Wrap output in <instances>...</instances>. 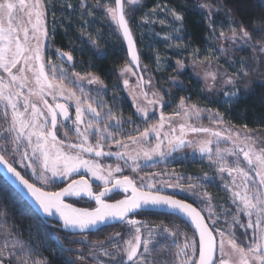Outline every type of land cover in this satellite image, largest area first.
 Listing matches in <instances>:
<instances>
[{"label": "snow or ice", "instance_id": "1", "mask_svg": "<svg viewBox=\"0 0 264 264\" xmlns=\"http://www.w3.org/2000/svg\"><path fill=\"white\" fill-rule=\"evenodd\" d=\"M262 7H264V0H259ZM128 4H138L139 0H127ZM103 6L106 13L110 17L112 23L117 26V29L123 34L127 41L128 53L130 62L125 64L121 69V74L132 72L131 65L135 64L139 67L140 59L133 40L132 31L129 26L128 19H126L125 2L124 0H114L112 3L100 4L97 0V7ZM69 8L72 5H68ZM201 7L209 8L211 14V5H201ZM229 14L231 9H228ZM91 14V13H89ZM172 16L176 21H181L183 17L172 11ZM46 15V0H0V71L7 74V77L0 75V102L5 107V117L8 116L7 109L11 108V121L9 127L5 129L9 133H15L12 137L11 143L15 145L13 152L20 151L21 141H26L24 151L20 153L21 163L28 161L23 166L32 170L34 176L37 177L44 184L53 178H65L74 174H78L81 169L91 173V175L103 182L105 185L104 191L98 194H93L88 182L83 179H73L67 187L62 188L58 192H49L43 190L42 187H37L34 183H30L28 179L14 166L7 156V149L0 148V164H2L6 171L10 173L16 181L19 182L27 193L33 198L39 209L43 214L52 217L58 216L62 221L64 228L84 230L108 219H119L126 221L135 229L134 235L124 241V247L121 249L114 245L115 254L104 251V255L110 257V262L115 264H148L144 253L149 252V239H141V222L129 218V213H133L138 209L146 207L167 208L174 213H180L187 217L191 224L195 227L198 233V240L195 238L196 233L192 238H188L185 234V241L179 247L175 256L179 259L180 264H264V147L257 148L255 139L251 135L241 137L239 132L234 136L230 134L227 139L233 144L232 148L221 149L219 146L215 149L213 157V149L210 145L213 143L212 139H207L199 142V151L202 154H207L212 163L218 165V171L227 172L229 176H233L232 184L234 190L232 191V202L237 205V214L243 212L248 217L246 225L240 226L245 228V236L248 242H238L235 232L231 230H221L214 227L215 217L213 219L211 197L207 193L204 195L209 200L207 209H197L192 204L186 203L170 195L162 194L160 189H156L155 185L148 184V191H144L145 185L141 184L137 187L135 181L123 176L122 179L116 180L112 183V173L121 172V168L117 165L114 169H109L107 175L102 174L104 169L101 168L93 159H85L84 154L89 156L94 154L96 157L115 155L119 159L128 156L129 159L135 161L136 157L127 152L112 153L105 152L103 149L105 139H111L113 133L109 131L113 127L108 122H104L101 126V112L88 102L87 98L77 96L76 91L68 87L64 83L66 79L65 70L58 69L57 66H51V74L45 71V63L42 55V43L48 36V31L45 27ZM146 23L148 21H145ZM253 28L259 33V38L253 43L252 33L245 26L243 21L237 23L239 28L237 32L236 27L231 29V36L229 39L234 42L239 39L245 45L251 47L253 52L264 53V16L252 21ZM211 27V24L209 25ZM224 36V32L220 33ZM165 39L169 37L165 36ZM198 51V50H197ZM61 56H66L68 61L73 58L69 53L61 52ZM254 60H259V57L253 56ZM50 63V61H49ZM241 64V72L243 75H248L247 67L243 61ZM177 65L181 68L184 66L182 61H177ZM19 66V67H18ZM13 69H16L14 72ZM57 71L60 72L57 77ZM26 73H31L29 77ZM136 75L135 72H132ZM76 81L87 79L89 84L102 83L99 77L89 76L82 77L77 73L72 74ZM206 78L210 76L213 81L216 80L215 73H206ZM240 73L235 74V79H238ZM235 79L228 77L224 82L229 85H235ZM7 80V82H5ZM143 83V77L139 78V84ZM127 87L128 80H124ZM80 87L79 84L76 85ZM247 86V85H246ZM27 88L28 94L22 90ZM81 93L83 92L80 87ZM237 91L225 92V96H235ZM131 94V93H130ZM46 95H51L53 100L57 96L65 99H74L76 101V118L74 124L76 125V133L78 143H66L64 140L58 139L57 136V115H63L65 120L69 119L68 108L64 104H49L45 99ZM139 95L147 99V93L141 92ZM154 99L148 100V104H160L163 107V97L157 93H153ZM35 98V99H33ZM134 102L138 99L133 97ZM22 101V110H21ZM37 102L43 104L47 110V114L42 111ZM180 108L183 109V115L187 117L189 114L199 115L200 109L196 105H185L184 99H181ZM137 112L141 113L145 118L148 117L146 106L136 104ZM85 112L90 114L92 119L85 121ZM181 115V113H176ZM218 115V114H217ZM51 117L50 122L48 117ZM106 121L115 120L116 125L121 121L117 119L109 109L105 114ZM43 117V120H41ZM166 118L161 112L159 123L151 127H146L139 132V136H129L127 139L133 143H139L146 140L150 133L157 134L158 143L155 147L144 151V156L147 159L152 158V154L165 155L162 152L160 137V130L164 127ZM50 123V127H46ZM84 124L83 130L80 125ZM189 128L192 132L208 133L211 137L221 138L222 133L214 131L205 127H192L191 125L181 124L180 135L168 138L166 133L164 139H168V144L172 148H177L185 143L183 136L185 128ZM175 132L173 128L171 130ZM96 135V143L89 142L90 134ZM67 135V133H65ZM117 146L127 148L128 145L121 140H115ZM189 144L192 142L189 141ZM30 149V152H29ZM227 156L235 157L233 164H229ZM243 157V162L240 157ZM246 164V166H244ZM39 167V171L37 168ZM135 171V169H133ZM51 173V176L48 175ZM254 173V175H253ZM235 174V175H233ZM207 178V177H206ZM189 180L192 178L189 177ZM239 180V183H237ZM112 184L109 188L108 185ZM166 187H181L178 183L165 184ZM196 185L189 184L188 189L195 188ZM225 187H228L227 185ZM131 190L130 196H125L124 199L116 200L115 203H107L102 197H107L114 191L123 190L127 193ZM181 190H184L181 188ZM86 193L89 198H94L98 207L89 211L86 208H75L71 204L64 202L66 196H79ZM239 202V203H237ZM203 211L210 213L209 219H213V227L205 222L202 215ZM233 223H239L236 216L233 217ZM160 230L168 235L175 236L176 232L172 231L168 226H157ZM175 227V226H174ZM247 229L252 230V234L248 237ZM216 233V235H214ZM114 235L119 236V233ZM152 235V230L149 229V237ZM18 243V242H17ZM143 244V252H140ZM121 253L123 255H121ZM5 252L0 249V264H4L3 257ZM14 255V253H9ZM117 257H120L117 259ZM126 257V259H125ZM20 264H29L28 260H21ZM32 264H43L41 261L32 262Z\"/></svg>", "mask_w": 264, "mask_h": 264}, {"label": "trees", "instance_id": "2", "mask_svg": "<svg viewBox=\"0 0 264 264\" xmlns=\"http://www.w3.org/2000/svg\"><path fill=\"white\" fill-rule=\"evenodd\" d=\"M105 3L114 5V0H100L101 5ZM201 5H211V14L209 8ZM228 9H231L230 14ZM173 10L183 17L181 21L174 19ZM46 11L51 48L69 53L79 75L99 77L105 91L104 104L110 108H131L127 98L119 92L117 74L118 69L129 63L128 53L120 31L104 7H97V0H46ZM262 16L264 7L259 0H141L128 22L139 49L141 66H144V77L150 75L163 95V112L176 113L183 98L190 104L218 112L234 127L264 133V64L253 59L258 53L251 49L224 52L222 47L223 39L231 35V29L240 21L252 33L255 43L259 33L254 30L252 21ZM236 30L238 32L239 28ZM221 32L225 35L221 36ZM165 36L169 38L165 39ZM53 57L57 60L58 57L67 58L54 53ZM242 59L248 71L246 76L241 72L239 61ZM178 60L183 62L182 68L177 65ZM209 61L220 65L234 78L240 73L236 79L239 84L237 95L225 96L229 90L214 95L206 91L194 76L193 67ZM159 65L161 70H157ZM158 121V117L152 118L146 124ZM143 123L141 121L142 129ZM203 162V171L190 163L186 168L194 178L203 173L204 189L208 191L213 184L218 185L213 180L216 171L210 163ZM154 168L158 172L166 170L164 163ZM208 175L209 179L206 178ZM158 178L164 181L163 177ZM216 192L213 196L217 204L230 208L228 193L222 188ZM205 216L208 218L206 213ZM130 219L152 226L172 225L173 230L174 225H178L180 232H176L175 239L185 237V234L192 238L195 233L182 219L169 214L144 212ZM210 226L213 227L211 223ZM247 231L250 237V229ZM134 233V228L126 221L83 235L63 232L58 224L43 220L0 174V249L5 252L4 264H20L21 260H28L29 264L35 261L43 264H104L102 258L93 257L94 251H109L114 244L124 246V241ZM235 235L238 242H248L238 225ZM159 240L145 255L148 264H175V240ZM142 250L143 245L140 252Z\"/></svg>", "mask_w": 264, "mask_h": 264}, {"label": "rangeland", "instance_id": "3", "mask_svg": "<svg viewBox=\"0 0 264 264\" xmlns=\"http://www.w3.org/2000/svg\"><path fill=\"white\" fill-rule=\"evenodd\" d=\"M125 2V12H126V18L129 19L130 14L134 11V9L138 8L141 0H139L138 4H128L127 0H124ZM45 27L48 24L47 21V11H46V15H45ZM129 21V20H128ZM47 29V27H46ZM231 36V35H230ZM228 36V37H230ZM225 38L223 39V51L224 52H237L240 50H244V49H251L253 51V49L247 45H245L242 41H240L239 39H237L235 42L229 38ZM254 43V42H253ZM49 42H48V36L43 40L42 43V48L45 49V47H48ZM258 53V57H259V61L261 63L264 64V53ZM19 67V66H18ZM142 70L144 71V66H141ZM62 68V67H61ZM161 66H157V70H161ZM122 69V68H121ZM13 71L15 72L16 69H13ZM132 72H135L132 68ZM132 72H127L124 74H121V70L118 73L119 77H120V85L121 87H123L124 84V80L127 79L128 80V86L126 88V93L128 95H131V99L133 101V105L136 108V104H139L141 106H146L147 107V111H148V116L149 117H154V118H159L160 119V115L161 112L164 114L165 118H166V122L164 123V127L160 130V137L159 139L162 140V144H161V151L165 153V155L161 156L159 154H152V158L151 159H147L144 156V151H147L153 147H155V145L158 143V138H157V134L155 132L150 133V135L146 138L145 141L143 142H139L136 144L131 143L130 141L126 142L125 144L128 145V149L129 151H132V154H134V156L136 157L135 161L132 163L134 164V166H138L140 165L141 170L136 174V179L139 181L140 184L145 185L144 188H147L148 184H153L155 185V188H153L152 190H156V189H160V191H166V190H179L181 188L178 187H166L165 184H179L181 177L177 174H169L167 170H162V171H157V169H155L154 167L157 164L160 163H164L162 160L163 158L168 154V152L171 150L172 147L169 146L168 144V139H164L165 134H168V138L171 139L174 136H179L180 135V125L181 124H186V125H191L192 127H205V128H210L214 131H219L222 133L221 138H216V137H211L210 134L208 133H202V132H192L189 128H185V133L183 136V139L185 137L188 138V142L191 141L192 143L189 144L188 142L186 143V147L183 151L180 152V154L187 158L189 161L190 160H202L205 161L207 163H210L213 167H215L216 171L218 170V165L212 163V161L208 158L207 154H202L199 151V142L203 141V140H207V139H212L213 143L210 145V147L213 149V157L215 155V149L217 146H219L221 149L224 148H232L233 144L230 140L227 139V137L232 134L234 136V134L236 132H239L241 137L247 135H251L256 142V147L260 148V147H264V133L261 132H254V131H250L244 128H237L234 127L228 123H226L224 121V118L216 111H212L206 108H201V107H197V109H200L201 111L199 112V115H194V114H189L187 117H185L182 113H183V109L180 108V103L178 105V109L176 111V113H181V115H176V113H172V114H165L163 112V110H165V101L163 98V107H161L160 104H154V105H150L148 104V100L150 99H154L153 97V93H157L158 95L162 96V93L157 89V87L155 86L154 80L152 79V77L150 75L145 76L146 79L148 81H150V84L146 86V93H147V99L144 98V96L139 95V93L144 92L142 89L141 84H139L138 87V83H139V79L137 77V75H133ZM215 73L216 74V80L213 81L212 78L210 76H208L206 78V73ZM29 77H31V73H26ZM193 74L194 76L197 78L198 81H200L202 83V85L204 86V88L206 89V91L211 94H217L226 90H229L230 92L232 91H236L237 88L239 87L238 82L235 79V85H229L226 84L224 81L228 78V77H232L227 71H225L220 65H218L215 62L209 61L207 63H202V64H196L193 67ZM0 75H4L5 77H7L6 73H3L2 71H0ZM82 77H89L90 75H80ZM7 82V80L5 81ZM69 79L66 76V79L64 80V83L66 85H68L69 87ZM123 83V84H122ZM77 84H79L80 87H82L83 92L81 93L80 91V87L76 86L77 89V96H81L82 99L83 98H87L88 102L92 103V106L95 108H102V104L103 99L101 96L104 95V87H100L97 88L99 89V93H93L92 95L87 91L86 88H90V84L87 82V79H84L82 81H77ZM101 86V85H100ZM25 94H28V89L25 88L22 90ZM131 93V94H130ZM100 94V95H99ZM137 96L138 99L134 102L133 97ZM60 97V96H59ZM35 99V98H33ZM61 100H66L71 102L72 104H74V102H76L74 99H65L63 97H60ZM185 105H193L190 104L189 102H187L186 100H184ZM0 105L4 106V104L2 102H0ZM37 106L44 111V106L43 104L37 102ZM108 106V105H107ZM75 108H76V103H75ZM109 108V107H107ZM5 109V108H4ZM21 110H22V101H21ZM7 111L9 112L10 116H11V108H8ZM137 112V110H136ZM86 114V112H85ZM139 118L141 120H147L149 117L145 118L141 113L137 112ZM218 114V115H217ZM41 120H43V117H41ZM148 121V120H147ZM146 121V122H147ZM110 123V122H109ZM159 123V121H158ZM156 123V124H158ZM110 124H116L115 120H113ZM48 125V124H47ZM46 125V127H47ZM154 125V124H152ZM151 125V126H152ZM150 126V127H151ZM147 127V126H146ZM74 128L76 129V125L73 123L71 125V129ZM80 128L83 130L84 126H82V124L80 125ZM175 129V132H172V129ZM143 131V130H142ZM94 133V132H93ZM11 134V139L13 136H15V133H10ZM92 136V134H90L89 138ZM138 135H136V137H138ZM8 136H4V138ZM26 144V141H21L20 143V151L18 153H22L25 149H24V145ZM126 148V150H127ZM30 152V149H29ZM20 155V154H19ZM21 157V155H20ZM138 158V159H137ZM229 164H233L235 157L233 156H227L226 157ZM240 160L243 162V157H240ZM14 163H16V165H19V167L22 169L23 172H25L30 178H32L34 181H36L40 186L46 188V189H50V188H54V186H57V184L59 182H67L70 180V178H72L73 176H77V175H85L91 182L93 183H98L101 184V186H105L103 184L102 181L95 179L91 173L87 172L84 169H81L80 172L78 174H74L70 177H65V178H53L51 180H49V182L47 184H44L42 181H40L39 179H37L36 176L33 175L32 170L29 168L24 167V164H27L28 161H24L23 164L20 162L21 159L18 160H13ZM98 164H100L101 168L104 169V172L102 174L107 175V172L109 169H114L118 164H115L114 162H110L109 160L106 159H101V160H95ZM162 161V162H161ZM120 166V165H119ZM234 166V164H233ZM244 166H246V164H244ZM121 168V166H120ZM37 170L39 171V167L37 168ZM164 171V172H163ZM219 176H220V180L223 181V183H225L224 185L228 186L226 187V189L229 191L230 195H231V199H233L232 197V191L230 189L234 190V185L232 184V180H233V176H229L227 172H219L217 171ZM122 173V169L121 172H114L112 173V181L120 176ZM49 176H51V173H48ZM235 175V174H233ZM254 175V173H253ZM158 177H163L164 181H160L158 180ZM237 183H239V180H237ZM196 185L195 188L193 189H187L189 190V192L191 191H195V190H199L197 184H193ZM209 196V195H208ZM211 197V196H210ZM200 199V200H199ZM198 200L202 206L203 209H207L209 206V200L208 198L204 195L203 197H200ZM211 207H212V214H213V219H215V217H219V219H215V225L214 227L220 228L221 230H231L233 232L236 231V226L238 225L240 227V229H242V232L245 234V228L241 227V224L246 225L248 222V217L243 213L240 212L237 214V205L234 204L231 200V207L228 208L227 206H223L220 207L219 205H217L214 201V198L211 197ZM239 203V202H237ZM206 213V215L209 218L210 213L208 211H204ZM236 216L237 219L239 220V223H233V217ZM213 219H209L211 225L213 226ZM137 221H140L138 219H135ZM141 222V221H140ZM174 223H176L174 221ZM223 224V226L221 225ZM225 224V225H224ZM129 225V224H128ZM131 226V225H129ZM141 239L142 241L144 239H149L150 243L148 245V247H151L152 245H155L158 241H161L159 239L161 238H169L170 240H175V253L178 251L179 247L183 245L185 238L186 237H182V238H177L175 239L174 237L176 236H172V235H168L167 233H164L160 230L159 227L157 226H152V225H146V224H142L141 222ZM168 226L172 231L174 232H180L179 226L178 225H174V230L172 229V225L170 227V225H166ZM133 227V226H132ZM134 228V227H133ZM149 229L152 230V235L149 237ZM135 230V229H134ZM250 233L252 234V230L250 229ZM247 233H249V231H247ZM134 235V234H133ZM115 245V244H114ZM143 245V244H142ZM141 245V246H142ZM116 246V245H115ZM125 246V245H124ZM124 246H121L119 248H123ZM100 250V251H99ZM97 249V251L93 253V257H98L99 259L102 258L104 260L100 261L102 259H98V261L103 262L104 264H114V261L110 262V257L104 255V251L106 250H101V249ZM115 248L114 246L112 247V249H109L108 252H111L113 254H115ZM141 250V248H140ZM101 252V253H100ZM143 252V250H142ZM123 255V254H122ZM146 255V253H144V256ZM120 257H117V259ZM126 259V257H125ZM175 264H180L179 259L176 257V262Z\"/></svg>", "mask_w": 264, "mask_h": 264}, {"label": "flooded vegetation", "instance_id": "4", "mask_svg": "<svg viewBox=\"0 0 264 264\" xmlns=\"http://www.w3.org/2000/svg\"><path fill=\"white\" fill-rule=\"evenodd\" d=\"M47 27V26H46ZM48 31V30H47ZM48 42L49 45L48 47H45V49L42 48V55H43V59H44V63H45V71L47 73H49V75L51 74V66L55 65L57 66L58 69H60L61 67L65 70V76L68 77L69 79V87H71L74 91H76L77 94V89H76V85H77V81L75 79V77L72 75L73 73H76L75 70V64H74V60L72 59L71 61H68L67 58H61L58 57V60L55 59L53 57V53L57 54L58 56H60V52L57 49H52L51 48V43L49 41V33H48ZM50 61V63H49ZM132 67V66H131ZM123 68V67H122ZM133 68V67H132ZM121 68L117 70V74L120 72ZM134 70V69H133ZM135 71V70H134ZM136 73V71H135ZM78 74V73H77ZM60 72L57 71V77H59ZM90 76H93L91 74H88ZM137 75V73H136ZM144 75V74H143ZM138 79L139 76L137 75ZM145 89H143L142 83V89L144 91V93H146V86L150 84V81H148L145 77ZM120 77L118 74V87H119V92L122 93V95H124L127 100L129 101L131 108H110L109 106H107L106 104H102V108H97L98 111L101 112V121L100 124L101 126L103 125L104 122H112L111 121H106V116L105 114L109 111V109L111 110L112 114L121 121V123L119 125L116 124H111L113 125V127L109 128V131H111L113 133V137L111 139H105V141H103V143L105 144L104 147V151L105 152H112V153H124L127 152L130 155L134 156V154H132V151H129V149L127 148V150L123 147L117 146L114 141L115 140H121L123 141V143L128 142L129 140L127 139L129 136H136L139 134V132H141L142 130H144L147 127H150L151 125H147L146 121L152 119V117H149L147 120H141L136 112V108L133 105V101L131 99V95H128L126 93V86L125 84H123V87H121L120 85ZM129 84V83H128ZM101 85V86H100ZM90 88H86L87 91L92 95L93 93H99V89L102 87L103 85L101 83H93L89 85ZM128 86V85H127ZM95 93V94H96ZM100 95V94H99ZM102 97V96H101ZM45 99L48 100L49 104H64L67 108H68V116L69 119H67V122L64 118L63 115L59 114V110L58 111V115H57V136L58 139L60 140H64L66 143L71 142V143H78V138H77V133H76V129L72 128L71 129V125L74 123L75 118H76V108H75V103L72 104L69 101L66 100H61L59 96L56 97L55 100H53V97L51 95H46ZM109 107V108H107ZM5 107L0 105V148H5L7 149V156L6 158H8L10 161L13 162L14 166L21 172L22 169L19 167V165H16V163H14L13 160H18L21 159L20 157V153L18 152H13V148L15 147V145H13V143H11V134L8 131H5V129H7L9 127L10 121H11V116L8 112V116L5 117L4 113H5ZM44 112L45 114H47V110L45 108ZM127 111V112H126ZM154 118V117H153ZM51 117H48V120L50 122ZM88 119H92V117L90 116V114H88L86 112L85 114V121H87ZM141 121H143V129H142V125H141ZM146 126H145V125ZM82 126H84V124H82ZM47 127H50V123L47 125ZM65 133H67V135H65ZM8 136L4 138V136ZM185 144L184 146L179 149L175 154H173L170 158H167V156L171 153V151L173 150V148H171V150L168 152V154L163 158V162L165 164V168L168 171V173L171 174H177L181 177L180 183L179 185L181 187L178 188H183L184 190H166L163 193L172 195L174 197L180 198L184 201H187L191 204H193L195 207H197L198 209H203L200 202H199V198L204 196V193H207L209 196L214 198L215 203L217 204L215 197L213 196V193H218L216 192L217 190L221 191V188L228 193L229 196V205H231V195L229 193V191L226 189L225 187V183H223V179L220 180V176L218 174V170L216 171V174L213 176V180L216 184H213V187L211 189H209L208 191H206L204 188L205 186L203 185L205 182V176L203 175V173L201 175H198L197 177H191V174H189V169L186 168L187 165L190 163L193 166H198L200 171H203L202 167H203V161L202 160H188L187 158L183 157L180 152L183 151L186 147V143L188 142V138L185 137L184 138ZM89 142L92 144L96 143V135L93 133L92 136L89 138ZM84 158L85 159H93V160H101V159H106L109 160L110 162H114L115 164H118L121 166L122 169V173L120 176L116 177L112 183L114 184V182L118 179H122L123 176H128L130 178H132L137 187H139L141 184L139 183V181L136 179V174L141 170L140 165L138 166H134V164H132L134 161L132 159H129L128 156H124L123 159H119L117 158V156L114 155V157H101V158H95L92 155L89 156L87 153L84 154ZM138 159V158H137ZM161 161V162H162ZM135 169V171L133 170ZM199 171V172H200ZM23 172V171H22ZM21 172V173H22ZM25 173V172H24ZM23 174V173H22ZM24 175V174H23ZM25 175H27L25 173ZM81 176L86 177L85 175H77V176H73L72 178H70L69 181L67 182H59L57 184V186H54V188H50L52 189L51 191H58L60 189H62L65 185H67L68 183H70L73 179H77L80 178ZM191 177L192 179L189 180L188 178ZM87 178V177H86ZM210 176H207V179H209ZM93 187H94V192L95 193H99L105 186H101V184L98 183H93ZM189 184H197L199 190H195V191H191L189 192L188 189V185ZM112 186V184H109L108 187ZM210 188V187H209ZM43 189H46L43 187ZM143 190H148L146 188H144ZM49 191V190H48ZM125 196L121 193H117L115 195H113L112 197L108 198L107 201L109 202H114L116 200L119 199H123ZM191 198V200L189 198ZM199 199V200H198ZM73 204L80 206V207H84V208H94L96 206V204L94 202L82 199L80 201H71ZM219 205V204H217ZM231 207V206H230ZM205 215V212H202ZM171 215V214H169ZM174 216V215H173ZM177 217V216H176ZM206 217V216H205ZM179 218V217H178ZM181 219V218H180ZM208 220V218H207ZM209 224H210V220H208ZM185 222V221H184Z\"/></svg>", "mask_w": 264, "mask_h": 264}, {"label": "water", "instance_id": "5", "mask_svg": "<svg viewBox=\"0 0 264 264\" xmlns=\"http://www.w3.org/2000/svg\"><path fill=\"white\" fill-rule=\"evenodd\" d=\"M127 19V18H126ZM130 26V24H129ZM131 29V27H130ZM132 31V29H131ZM121 36H122V39H123V42L125 44V47H126V50H127V53H128V46H127V41L124 39L123 37V34L120 32ZM132 36H133V40L135 42V47L137 49V52H138V55H139V59H140V64H139V67H137L135 64L131 65L133 67V69L136 71L137 75L140 77H143V83H142V86H143V89H145V79H144V75H143V71H142V67H141V57H140V53H139V49H138V46H137V43H136V40H135V37H134V34L132 32ZM128 58H129V62H130V56H129V53H128ZM67 122V120H66ZM198 133V132H196ZM185 144V143H184ZM183 145H180L179 147L177 148H173V150L171 151V153L167 156V158H170L173 154H175L179 149H181ZM93 157L95 158H101V157H96L94 154H92ZM102 157H114V155H111V156H102ZM18 170V169H17ZM19 171V170H18ZM0 174L2 175V177L21 195V197L38 213V215L45 221H48V222H54L56 224H58V227L60 230H62L63 232H66V233H69V234H74V235H83V234H88V233H93V232H97L98 230L104 228V227H108V226H114V225H118V224H121V223H124L125 221L124 220H119V219H108L102 223H99L97 224L96 226H93V227H90V228H87V229H84V230H80V229H71V228H64L62 226V221L59 219L58 216H52V217H49L45 214H43L42 210L39 209L38 205L35 203V201L33 200V198L27 193V190L23 188V186H21L19 184L18 181L15 180V178L6 171L5 167L0 164ZM23 175V174H22ZM26 178V177H25ZM81 178V177H80ZM80 178H77L75 180H79ZM27 179V178H26ZM84 180H86L89 184V186L91 187V190L93 192V194H98V193H95L94 192V187H93V184L92 182L86 178V177H83ZM120 180V179H118ZM30 183H32L31 181H29ZM71 183V182H70ZM115 183V182H114ZM69 184V183H68ZM67 184V185H68ZM36 185V184H35ZM67 185H65L63 188L67 187ZM37 186V185H36ZM39 187V186H37ZM112 186H110L109 188H111ZM45 190V189H43ZM61 190V189H60ZM58 190V191H60ZM45 191H48V190H45ZM58 191H49V192H58ZM101 191H104V188L101 190ZM100 191V192H101ZM144 191H148V190H144ZM117 193H121L123 194L124 196H130L131 195V190L129 189V191L127 193L123 192V190H117V191H114L112 194H110L109 196L107 197H102V199L105 200V202L107 203H115L114 202H109L107 201L108 198L112 197L113 195L117 194ZM162 194H165V195H169V194H166V193H163L161 192ZM172 196V195H170ZM174 197V196H173ZM125 198V197H124ZM123 198V199H124ZM176 199H179V200H182L180 198H177V197H174ZM64 199V202L67 203V204H71L73 207L75 208H84V207H80V206H77L75 204H73L71 201H80L82 199H85V200H88V201H91V202H95V199L94 198H89L88 195L86 193H82L81 195L79 196H66L63 198ZM184 201V200H183ZM186 203H189L187 201H185ZM191 204V203H190ZM193 205V204H192ZM96 207H98V205L96 204V206L94 208H86L88 209L89 211L95 209ZM193 207H195L193 205ZM197 208V207H196ZM198 209V208H197ZM199 210V209H198ZM144 212H158V213H163V214H171V215H174V216H177L179 218H181L183 221H185L192 229L193 231L196 233V229L195 227L191 224V222L188 220L187 217L183 216L182 214L180 213H174L172 212L171 210L167 209V208H156V207H146V208H142V209H138L136 210L135 212L133 213H129V218L139 214V213H144ZM202 215L204 216L205 218V222L207 224L208 223V220L207 218L205 217V215L202 213ZM210 226V224H209ZM211 227V226H210ZM214 235H216L214 233ZM196 237L197 239L199 238L198 237V233H196Z\"/></svg>", "mask_w": 264, "mask_h": 264}]
</instances>
